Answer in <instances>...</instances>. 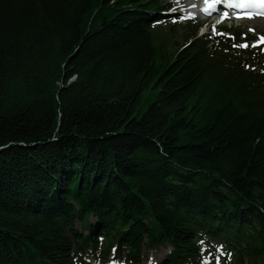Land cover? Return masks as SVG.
Segmentation results:
<instances>
[{
  "label": "trees",
  "instance_id": "16d2710c",
  "mask_svg": "<svg viewBox=\"0 0 264 264\" xmlns=\"http://www.w3.org/2000/svg\"><path fill=\"white\" fill-rule=\"evenodd\" d=\"M168 6L0 0V264H264V46Z\"/></svg>",
  "mask_w": 264,
  "mask_h": 264
},
{
  "label": "rangeland",
  "instance_id": "374dc122",
  "mask_svg": "<svg viewBox=\"0 0 264 264\" xmlns=\"http://www.w3.org/2000/svg\"><path fill=\"white\" fill-rule=\"evenodd\" d=\"M173 2V3H172ZM168 8H169V15L170 20L175 21V23H179V20H186L189 17L190 13L197 14L195 15V20L203 25V28L200 31V36L209 34V33H217L219 27L226 26L231 28L233 31L240 30L243 33L241 39L246 40V38H254V42L252 45L261 44L264 46V41L261 38H264V20H257V19H250V20H243V21H223V15H213L210 16V22L205 21L207 16L204 17L200 13V8L198 6L204 5V2H195L191 1L190 4L182 5L179 7L178 0H167ZM201 4V5H200ZM251 29V31H250ZM183 30L181 26L178 24L175 26H171L169 24H162L158 25L155 29V37L157 42L164 41L169 46H172L175 41L183 42ZM241 48L247 47H240L238 52H241ZM252 49L249 48V52ZM220 249V248H218ZM170 249L161 247L158 250H145L144 252V259L143 264H162L169 254ZM218 252L215 250L214 258H208V261L203 262L202 264H218ZM86 263L88 264H102L100 261L96 259H87ZM105 264H122L119 260L115 259V256L112 255L108 262Z\"/></svg>",
  "mask_w": 264,
  "mask_h": 264
},
{
  "label": "snow or ice",
  "instance_id": "6c2138e0",
  "mask_svg": "<svg viewBox=\"0 0 264 264\" xmlns=\"http://www.w3.org/2000/svg\"><path fill=\"white\" fill-rule=\"evenodd\" d=\"M219 2V0H217ZM205 3H208V0H205ZM228 7H239V8H246V7H261L264 8V0H242L239 4H228ZM205 13L207 14L209 12L208 8L203 9ZM261 15H264V13H260ZM227 15V14H225ZM249 18H251V15H249ZM251 31V29H250ZM262 41H264V38H261ZM256 45H253L255 47ZM240 47H247V45H240Z\"/></svg>",
  "mask_w": 264,
  "mask_h": 264
},
{
  "label": "bare ground",
  "instance_id": "6f19581e",
  "mask_svg": "<svg viewBox=\"0 0 264 264\" xmlns=\"http://www.w3.org/2000/svg\"><path fill=\"white\" fill-rule=\"evenodd\" d=\"M179 1V7H182V5H186L190 4L191 1H195V2H204L205 0H178ZM173 3V2H172ZM219 2L214 4V7L212 9L213 12H217L218 8H219ZM201 5V4H200ZM198 8H200V11L204 12V14L207 16L205 18V21L210 22L211 18L210 15L213 14L211 11H209L207 14L205 13V11L203 9H201V6H198Z\"/></svg>",
  "mask_w": 264,
  "mask_h": 264
}]
</instances>
